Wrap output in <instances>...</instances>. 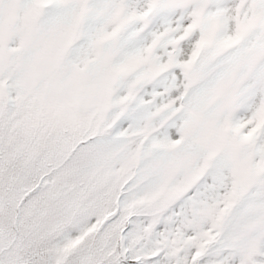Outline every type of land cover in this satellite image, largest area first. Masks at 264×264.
I'll return each instance as SVG.
<instances>
[{
  "label": "snow or ice",
  "instance_id": "6c2138e0",
  "mask_svg": "<svg viewBox=\"0 0 264 264\" xmlns=\"http://www.w3.org/2000/svg\"><path fill=\"white\" fill-rule=\"evenodd\" d=\"M0 264H264V0H0Z\"/></svg>",
  "mask_w": 264,
  "mask_h": 264
}]
</instances>
